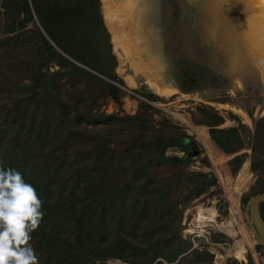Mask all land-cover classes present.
<instances>
[{
    "label": "trees",
    "instance_id": "16d2710c",
    "mask_svg": "<svg viewBox=\"0 0 264 264\" xmlns=\"http://www.w3.org/2000/svg\"><path fill=\"white\" fill-rule=\"evenodd\" d=\"M103 22L99 0H0V167L21 172L44 202L30 241L39 264H212L179 223L216 179L185 170L195 142L154 120L151 93L133 115L104 113L124 93ZM206 71L192 76L196 87L213 81ZM198 116L214 146L233 155L231 176L247 159L252 196L264 193V113L251 129L218 128L223 118L210 107ZM172 148L182 156H167ZM258 210L264 223V202Z\"/></svg>",
    "mask_w": 264,
    "mask_h": 264
},
{
    "label": "rangeland",
    "instance_id": "374dc122",
    "mask_svg": "<svg viewBox=\"0 0 264 264\" xmlns=\"http://www.w3.org/2000/svg\"><path fill=\"white\" fill-rule=\"evenodd\" d=\"M99 1L109 40L115 35L122 45L117 51L110 42L116 61L114 73L123 83L124 96L119 107L110 100L105 101L104 113L133 115L137 101L143 100L140 94L151 93L156 100L145 102L158 110L154 120L165 117L195 142L198 155L185 170L193 173L197 181H201L199 174L207 173L216 179L215 185L186 206H212L221 215L228 209H235V217L240 219L247 233L246 245L244 241L240 244L245 249L244 264L247 258L253 264H264L262 244L247 213L255 180L248 169V161L245 159L231 176L227 162L233 155H224L218 150L210 141L207 128L195 123L202 107H210L222 116L223 122L218 128L235 126L239 121L251 129V118L256 119L264 113V0ZM107 17L111 18L112 28L106 24ZM249 25L253 26L245 38L254 36L253 40L244 38L241 45L233 42L234 34ZM201 68L207 70L206 75L213 81L196 87L192 76ZM149 85L158 87L157 94ZM228 112L236 120L228 116ZM182 154L175 148L166 151L167 156L181 157ZM204 157L208 165L202 161ZM245 163L251 180L239 193L236 179ZM211 237L215 241H226L216 234ZM193 244L198 245L199 241L193 239ZM215 251L212 252V264H222L215 259ZM242 252L239 246L236 257ZM254 253L259 255L254 256ZM234 262L240 264L234 259H228L226 264ZM95 264L125 263L109 259Z\"/></svg>",
    "mask_w": 264,
    "mask_h": 264
},
{
    "label": "clouds",
    "instance_id": "9594fccd",
    "mask_svg": "<svg viewBox=\"0 0 264 264\" xmlns=\"http://www.w3.org/2000/svg\"><path fill=\"white\" fill-rule=\"evenodd\" d=\"M43 203L21 172L0 167V264H39L30 241L43 220Z\"/></svg>",
    "mask_w": 264,
    "mask_h": 264
},
{
    "label": "built area",
    "instance_id": "2783aa9c",
    "mask_svg": "<svg viewBox=\"0 0 264 264\" xmlns=\"http://www.w3.org/2000/svg\"><path fill=\"white\" fill-rule=\"evenodd\" d=\"M202 208L209 209L206 214L201 215ZM235 212L232 209H228L227 213L223 215L219 214L217 210L212 206L197 205L186 206L182 209L180 234L183 237L190 239L192 248L201 249L204 247L210 254L214 250L215 259L219 260L222 264H226L228 259L238 260L240 264L245 263V249L242 244L246 245V229L241 223L239 218L235 217ZM245 234V237L243 236ZM224 237L223 242L215 241L212 239V235ZM193 239L198 240L199 244H193ZM230 245L229 246V243ZM239 246L243 250L240 253V257H236V253L239 252ZM258 253H254V256H258ZM223 256V257H222Z\"/></svg>",
    "mask_w": 264,
    "mask_h": 264
},
{
    "label": "bare ground",
    "instance_id": "6f19581e",
    "mask_svg": "<svg viewBox=\"0 0 264 264\" xmlns=\"http://www.w3.org/2000/svg\"><path fill=\"white\" fill-rule=\"evenodd\" d=\"M103 1V0H102ZM243 0H241V2H242ZM246 1V0H245ZM218 2V1H217ZM103 3H105V2H103ZM249 4V3H248ZM104 5V4H103ZM222 3H221V5H220V7H222ZM246 5V4H245ZM219 6V5H218ZM229 6H230V4H229ZM241 6H242V4H241ZM244 6V5H243ZM104 9L103 10H105L104 12H105V14H106V8H105V6L103 7ZM236 15V14H235ZM106 16V15H105ZM111 19V18H110ZM110 19H109V17H107L105 20H106V24H107V26H109V28H112V22H110ZM253 25H249V27L247 28V27H243V29H242V31H238V32H236L235 34H234V36H233V38H232V41L233 42H235V43H239L240 45L241 44H244V38H245V36H246V34H247V31L248 30H250L251 29V27H252ZM263 32V31H262ZM250 33V32H249ZM264 33V32H263ZM249 36H251V35H249ZM252 38H254V36L253 37H250V38H248V37H246L245 39L247 40V41H249V40H253ZM112 44H113V48L115 49V50H117L118 51V49H119V47H122V45H121V41H120V39L118 38V37H116L115 35H112ZM264 47V46H263ZM150 87V89H152V91H154V92H156V94H157V92L159 91V89H158V87H156L155 85H149ZM246 163L242 166V168L240 169V171H239V173H238V176H237V179H236V190H237V192H239L240 193V191H241V189L242 188H244V187H246L247 186V184L249 183V181L251 180L250 179V176H249V174L246 172ZM207 211H210L209 209H206V208H202V211H201V215H204V214H206L205 212H207ZM234 212L235 213H237V211L234 209ZM247 234V233H246ZM243 236L245 237V234L243 233ZM251 243V242H250ZM240 256V258H241V255H239Z\"/></svg>",
    "mask_w": 264,
    "mask_h": 264
},
{
    "label": "water",
    "instance_id": "95a60500",
    "mask_svg": "<svg viewBox=\"0 0 264 264\" xmlns=\"http://www.w3.org/2000/svg\"><path fill=\"white\" fill-rule=\"evenodd\" d=\"M264 202V193L252 196L247 205V212L253 231L264 247V223L259 215L258 204Z\"/></svg>",
    "mask_w": 264,
    "mask_h": 264
}]
</instances>
